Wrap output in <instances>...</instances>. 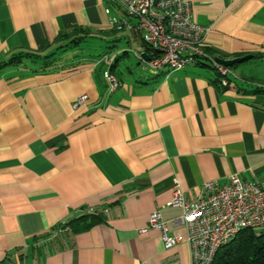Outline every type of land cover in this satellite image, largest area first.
<instances>
[{
    "label": "crops",
    "instance_id": "0c3cea01",
    "mask_svg": "<svg viewBox=\"0 0 264 264\" xmlns=\"http://www.w3.org/2000/svg\"><path fill=\"white\" fill-rule=\"evenodd\" d=\"M189 1L204 48L247 56L227 85L196 63L142 69L140 34L110 24L125 15L113 0H0V62L45 53L73 28L114 56L70 50L55 67H0V264H191L186 241L139 232L150 213L184 238L175 191L194 202L204 182L232 174L264 187V0ZM111 63L113 90L102 76Z\"/></svg>",
    "mask_w": 264,
    "mask_h": 264
},
{
    "label": "built area",
    "instance_id": "2783aa9c",
    "mask_svg": "<svg viewBox=\"0 0 264 264\" xmlns=\"http://www.w3.org/2000/svg\"><path fill=\"white\" fill-rule=\"evenodd\" d=\"M113 1L125 15L112 16L110 24L118 30L127 28L138 32L149 48L148 51H134L142 69L151 73L164 68L178 70L205 57L220 73L221 84L227 85L231 77L238 78L230 66L219 63L205 51L208 28L193 19L189 0ZM128 17L135 22L129 21ZM113 58V54H105L101 61L107 64ZM102 76L109 90L121 85L119 78L109 69L104 70ZM86 99L87 94H79L72 102V108L83 105ZM168 205L182 210L178 220L172 223L179 221L185 225L184 238L179 233L169 234L167 223L157 211L150 213L148 224L139 232L146 233L150 228L160 230L166 247L186 241L190 246L191 264H212L218 249L238 232L264 226V187L237 174H232L225 183L204 182L202 192L194 202H184L179 192L175 191Z\"/></svg>",
    "mask_w": 264,
    "mask_h": 264
},
{
    "label": "trees",
    "instance_id": "16d2710c",
    "mask_svg": "<svg viewBox=\"0 0 264 264\" xmlns=\"http://www.w3.org/2000/svg\"><path fill=\"white\" fill-rule=\"evenodd\" d=\"M92 31L90 29L82 30L80 28H73L71 30L63 31L58 34L54 40L52 49L45 53H18L6 61L0 62V67L5 64L17 62L19 59H30L34 63H38L42 68H50L58 65L62 55L65 51L78 50L84 52L91 59L102 58L105 54H110L109 50L92 53L91 48L84 42L90 38ZM144 44V43H143ZM145 51L149 48L144 44ZM208 55L215 58L214 54L208 49L204 48ZM65 52V53H64ZM78 52V53H79ZM63 53V54H62ZM20 61V60H19ZM196 64L210 67L215 71L217 80L221 83V75L214 68L205 57L197 59ZM114 64L108 66L110 72L113 73ZM261 90H264L261 88ZM89 215V214H86ZM212 264H264V234L256 233L253 228L243 229L236 234V236L228 243L222 245L216 252Z\"/></svg>",
    "mask_w": 264,
    "mask_h": 264
},
{
    "label": "rangeland",
    "instance_id": "374dc122",
    "mask_svg": "<svg viewBox=\"0 0 264 264\" xmlns=\"http://www.w3.org/2000/svg\"><path fill=\"white\" fill-rule=\"evenodd\" d=\"M86 45H88L92 51V53H98V52H103L105 51V48L104 46H101V45H98V41L96 39H93V38H88L85 42H84ZM66 53L69 52V51H65ZM64 52V53H65ZM130 53H132L131 51H129ZM63 54V53H62ZM108 54V53H107ZM132 55H129V58H131ZM131 61L135 64V59L132 57ZM138 66V65H137ZM239 64L232 68V71L233 73L238 77L239 76V73H240V70L238 68ZM255 231H258L257 228H253Z\"/></svg>",
    "mask_w": 264,
    "mask_h": 264
},
{
    "label": "water",
    "instance_id": "95a60500",
    "mask_svg": "<svg viewBox=\"0 0 264 264\" xmlns=\"http://www.w3.org/2000/svg\"><path fill=\"white\" fill-rule=\"evenodd\" d=\"M143 57L145 59H148V56L145 53H142ZM247 56H239V57H234L230 59H223V58H215L219 63L224 64L226 66H231L232 64L236 62H240L243 59H245Z\"/></svg>",
    "mask_w": 264,
    "mask_h": 264
}]
</instances>
